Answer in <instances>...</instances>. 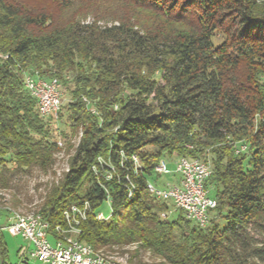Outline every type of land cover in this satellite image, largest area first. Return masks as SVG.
<instances>
[{"label": "trees", "instance_id": "obj_1", "mask_svg": "<svg viewBox=\"0 0 264 264\" xmlns=\"http://www.w3.org/2000/svg\"><path fill=\"white\" fill-rule=\"evenodd\" d=\"M26 71L69 95L63 129L40 115ZM79 129L35 210L48 233L67 238V227L105 256L135 242L169 264H264V0H0V189L48 168L58 138ZM179 157L210 165L217 204L204 227L147 187L161 158ZM85 203L71 231L64 213ZM0 256L12 264L1 235Z\"/></svg>", "mask_w": 264, "mask_h": 264}, {"label": "built area", "instance_id": "obj_2", "mask_svg": "<svg viewBox=\"0 0 264 264\" xmlns=\"http://www.w3.org/2000/svg\"><path fill=\"white\" fill-rule=\"evenodd\" d=\"M26 88L33 89L40 98L39 113L42 116H56L61 106V93L54 83L30 82L26 79ZM49 92H56V99H49ZM245 146H241L244 149ZM136 161V157H135ZM174 171L180 176L177 183L168 184L164 188H157L151 183L147 187L157 198L169 200L175 209L184 211L186 217L196 224L204 227L209 222V211L216 206V199L209 195L204 182L210 175L211 169L207 162L198 159L185 161L179 157L175 161ZM158 175L168 173L167 161L160 159L154 166ZM88 204L75 207L71 205L66 212V219L85 215ZM161 215L166 216L165 212ZM98 219H102V213H96ZM49 223L43 217H34V222L22 221V216H10L6 228L13 235H20L28 242L30 257L36 258L43 264H107L103 260L93 257V252L87 250L77 241V237L67 232V240H59L55 235L48 233ZM22 262L25 260V253L20 254ZM19 255V256H20Z\"/></svg>", "mask_w": 264, "mask_h": 264}, {"label": "rangeland", "instance_id": "obj_3", "mask_svg": "<svg viewBox=\"0 0 264 264\" xmlns=\"http://www.w3.org/2000/svg\"><path fill=\"white\" fill-rule=\"evenodd\" d=\"M48 3L50 0H37V3ZM50 4V3H49ZM52 9L54 14L60 13V8L56 4H51L49 7ZM61 14V13H60ZM93 19V16L88 14L83 21H90ZM113 22H117L116 20H112L108 18L99 19V24H111ZM32 73V72H30ZM26 71L23 75L30 74ZM37 73V72H35ZM61 106H65V104L69 100V95L64 93V90L61 88ZM54 116V123H57L59 129H63L64 125L62 121L58 119V113ZM57 120V121H56ZM81 136V129L76 131L74 134L70 136L67 142L63 143L61 138H58L59 148L53 154V160L50 166L45 170L34 168L31 175H20L18 179L17 189H0V209L7 208L8 213L7 217L12 216L13 213H21V214H29L36 213L35 210L38 208L44 199V195L48 191V189L61 178L63 173L68 169V159L72 155L74 151V146L76 145L79 137ZM135 161V157H134ZM176 164L175 160L167 161V167L170 170L168 173H164L159 176L152 177L148 183L155 185L157 188H164L168 184L177 183L180 173L174 171ZM132 193V192H131ZM14 195H16L17 199L21 201V205L15 206L11 203ZM110 201H104L103 204L93 209L95 213H102V218L105 216L109 217L111 213ZM77 207H80L76 204ZM172 212L168 213V217L172 218L178 214V211L172 208ZM104 215V216H103ZM85 216V215H83ZM96 216V214H95ZM81 216H78V218ZM78 218H76L78 220ZM82 218V217H81ZM96 218H98L96 216ZM0 226H3L0 230V235L2 236L4 242L7 247V259L6 261L12 264H43L41 261L36 258L30 257L28 250V242L20 235L11 234L6 225L8 224V220L6 218H1ZM193 221V220H191ZM194 222V221H193ZM76 223V222H75ZM72 224V221H71ZM72 228V227H71ZM73 230V229H72ZM71 230V231H72ZM136 243H130L123 246H110L107 250L104 251L109 255L108 257L113 258L117 261H120L124 264H169V261L163 257L162 254L153 251L152 249H139L136 247ZM20 249V254L25 253V260L22 262L21 255H18V250ZM132 254H137V261L140 263H130L129 257ZM0 264H2V258L0 256Z\"/></svg>", "mask_w": 264, "mask_h": 264}, {"label": "bare ground", "instance_id": "obj_4", "mask_svg": "<svg viewBox=\"0 0 264 264\" xmlns=\"http://www.w3.org/2000/svg\"><path fill=\"white\" fill-rule=\"evenodd\" d=\"M26 79H28V81L30 82H45L46 83H54V87L55 88H59V81L56 78H52V79H43L41 77L38 76H32V75H24V86L26 87ZM28 91L30 92V94L37 100L38 103V111H39V107H40V98H38L37 93H33V89H28ZM49 99H56V92H49ZM183 160L185 161H192V159H187L185 157H182ZM75 207H77L75 205ZM14 216H22V221L25 222H34V217H39L41 216L40 214L37 213H29V214H21V213H13ZM65 217H66V212L64 213ZM81 216L82 218H84L85 216L83 215H78ZM76 218L78 217H72V218H68L67 221L70 222L69 223V227L72 230H78V228L76 226H74V224H71L72 222H76L75 224L78 223V220ZM72 227V228H71ZM58 230H60L59 226L57 227ZM59 240H67V238H59ZM80 244H82V246H84L87 250H89L90 252H93V257L97 260H103L105 261L107 264H124L121 263L120 261H117L113 258H110L108 256L103 255L102 253L96 251L93 249V247L87 243L81 242L79 240H77Z\"/></svg>", "mask_w": 264, "mask_h": 264}]
</instances>
